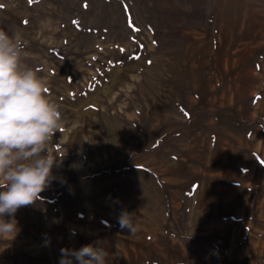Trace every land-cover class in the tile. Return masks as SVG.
I'll return each mask as SVG.
<instances>
[{"label":"rangeland","instance_id":"rangeland-1","mask_svg":"<svg viewBox=\"0 0 264 264\" xmlns=\"http://www.w3.org/2000/svg\"><path fill=\"white\" fill-rule=\"evenodd\" d=\"M0 29L47 80L64 156L0 264L98 240L106 264H264V0H0Z\"/></svg>","mask_w":264,"mask_h":264},{"label":"clouds","instance_id":"clouds-1","mask_svg":"<svg viewBox=\"0 0 264 264\" xmlns=\"http://www.w3.org/2000/svg\"><path fill=\"white\" fill-rule=\"evenodd\" d=\"M25 45L18 32L0 29V238L14 239L17 211L37 201L56 179L54 168L64 156L52 150L61 131L62 114L48 94L47 80L25 63ZM77 169V164L69 165ZM65 182L66 181H62ZM9 217V219H5ZM135 213L121 212V229L136 231ZM59 264H106L104 243L79 249L62 248Z\"/></svg>","mask_w":264,"mask_h":264}]
</instances>
